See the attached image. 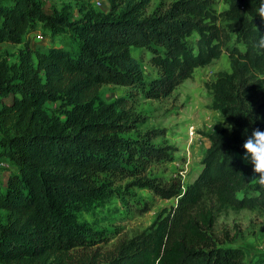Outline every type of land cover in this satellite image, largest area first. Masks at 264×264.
Masks as SVG:
<instances>
[{"label": "trees", "instance_id": "16d2710c", "mask_svg": "<svg viewBox=\"0 0 264 264\" xmlns=\"http://www.w3.org/2000/svg\"><path fill=\"white\" fill-rule=\"evenodd\" d=\"M116 1L124 6L117 17L71 22L46 16L38 0H0V45L23 44L39 22L53 36L67 34L63 25L70 31L62 47L26 44L17 63L0 60V161L16 168L0 184V264H244L245 251L219 246L212 228L222 209L264 211V184L243 155L252 129H264V52L252 48L264 32L258 0H222L221 12L217 0H174L151 15L148 0ZM232 36L244 50H228L231 72L208 86L224 127L208 134L192 184H157L149 169L173 161L177 149L154 145L165 132H140L130 100L105 103L101 88L167 98L219 59ZM133 48L152 54L157 78L146 81ZM49 101H60L62 112L49 113ZM111 178L177 203L101 260L90 250L104 239L75 212L106 195Z\"/></svg>", "mask_w": 264, "mask_h": 264}, {"label": "rangeland", "instance_id": "374dc122", "mask_svg": "<svg viewBox=\"0 0 264 264\" xmlns=\"http://www.w3.org/2000/svg\"><path fill=\"white\" fill-rule=\"evenodd\" d=\"M144 14L166 9L174 0H148ZM43 12L49 17H65L73 22L87 15L105 17L119 16L124 6L111 0H38ZM227 9L222 0H217L218 12ZM63 29H68L63 25ZM67 34L53 36L50 27L44 23H37L33 32L29 33L23 44L0 45V60H6L9 65L18 62L20 51L28 44L34 51L46 52L50 47H62ZM196 36L191 39L195 45ZM244 45L235 41L232 36L222 56L211 65L195 70L192 78L185 80L174 93L164 99H146L138 89L121 86H103L100 90L101 99L105 103H112L120 98L130 100L131 109L138 116L137 128L140 132L160 130L164 135L156 138V146H170L177 149L173 161L155 164L149 169L150 177L157 184L169 183L181 178L183 185L194 182L201 172V162L208 150V134L216 132L223 126L220 112L212 105V95L208 86L215 81L219 73L231 72L228 50ZM133 56L142 65L147 82L157 78L158 72L151 64L152 54L141 48L132 49ZM61 102L49 101L45 108L49 113H61ZM65 119L64 116H61ZM194 131V136L192 133ZM135 135V134H134ZM16 172V168L6 159L0 161V184L6 185L9 175ZM133 179H108L107 194L91 204L81 206L75 213L78 221L95 231L104 240L97 244L90 252L97 253L98 259L109 257L116 246L125 240L150 227L164 209L175 206L177 201L163 200L151 190L139 186H131ZM252 195V191H249ZM212 235L217 244L235 247L245 251L244 264H264V211L222 209L217 214Z\"/></svg>", "mask_w": 264, "mask_h": 264}, {"label": "clouds", "instance_id": "9594fccd", "mask_svg": "<svg viewBox=\"0 0 264 264\" xmlns=\"http://www.w3.org/2000/svg\"><path fill=\"white\" fill-rule=\"evenodd\" d=\"M264 20V0H258V6L254 9V17ZM252 48L264 52V32H260L253 42ZM245 149L243 155L253 168L254 178H258L264 184V129L254 128L243 143Z\"/></svg>", "mask_w": 264, "mask_h": 264}, {"label": "built area", "instance_id": "2783aa9c", "mask_svg": "<svg viewBox=\"0 0 264 264\" xmlns=\"http://www.w3.org/2000/svg\"><path fill=\"white\" fill-rule=\"evenodd\" d=\"M192 136H194V131H193V133H192Z\"/></svg>", "mask_w": 264, "mask_h": 264}]
</instances>
